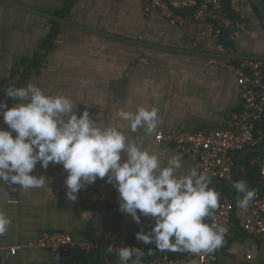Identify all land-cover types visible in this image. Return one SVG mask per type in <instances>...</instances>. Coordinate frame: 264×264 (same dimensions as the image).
Instances as JSON below:
<instances>
[{"label": "crops", "instance_id": "obj_1", "mask_svg": "<svg viewBox=\"0 0 264 264\" xmlns=\"http://www.w3.org/2000/svg\"><path fill=\"white\" fill-rule=\"evenodd\" d=\"M240 7L244 23L234 58L264 59V0H240ZM196 31V24L174 26L160 11H147L143 0H0V94L32 83L46 94L66 95L77 115L86 110L98 127L116 126L165 165L182 154L179 172L187 173L197 167V156L158 143L155 133L231 128L230 114L243 104L236 75L193 48ZM141 106L158 109L152 134L132 132L118 116ZM32 174L46 176L48 185L23 189L0 181V211L12 221L0 235V264H48L53 253L37 246L46 231L96 244L84 251L90 262L113 264L117 256L107 252L109 245L131 243L138 231L153 227L151 217L137 224L120 210L119 193L106 178L83 187L72 201L61 164L44 169L37 163ZM250 210L251 204L246 211L236 206L232 231L212 264H264V236L243 229ZM14 246H20L15 253Z\"/></svg>", "mask_w": 264, "mask_h": 264}, {"label": "clouds", "instance_id": "obj_2", "mask_svg": "<svg viewBox=\"0 0 264 264\" xmlns=\"http://www.w3.org/2000/svg\"><path fill=\"white\" fill-rule=\"evenodd\" d=\"M14 103L0 100V181L23 189L48 185L44 175H34L37 163L47 169L61 164L67 173L69 200L96 180L106 178L119 193L120 210L137 224L141 216L154 221L149 231H138L136 239L155 244L160 251L213 253L222 247L229 229L217 224L214 212L221 193L213 187L207 172L192 167L180 173L182 154L172 155L166 165L159 155L128 137L116 126L98 127L89 112L77 115L73 101L62 94H46L38 86H9L4 91ZM118 116L130 122V129L152 134L158 126V109L139 107L120 110ZM13 132L15 135H13ZM236 206L246 211L257 196L244 179L234 181ZM212 218V223L207 218ZM11 218L0 211V235L8 231ZM112 253L114 246L109 245ZM144 253L137 247H120V264H141Z\"/></svg>", "mask_w": 264, "mask_h": 264}, {"label": "built area", "instance_id": "obj_3", "mask_svg": "<svg viewBox=\"0 0 264 264\" xmlns=\"http://www.w3.org/2000/svg\"><path fill=\"white\" fill-rule=\"evenodd\" d=\"M147 11L158 10L172 25L184 27L198 25V31L190 36L193 48L204 53L211 64H218L236 75L241 88L242 108L230 114L231 128L214 130H178L173 132L158 131L154 137L162 145L173 147L183 154L197 156V168L207 172L211 180L229 181L236 167V157L241 151L258 147L264 142V129L258 123L264 116V59L244 56L239 60L234 58V46L221 40L223 29L232 26V20L223 6L222 0H143ZM232 8L240 12V0H231ZM181 10H189L182 13ZM241 32V26L229 35L230 41L236 42ZM10 107L6 95L0 94ZM0 128L8 126L0 119ZM13 135L15 133L13 132ZM252 163L261 166L264 187V159H253ZM11 202H17L12 200ZM236 209V201L224 196L219 200V207L214 212L215 222L228 227L229 231L224 243L232 231V220ZM207 222L212 223L210 217ZM244 231L255 237L264 236V189L257 192L251 203L250 214L243 224ZM223 243V244H224ZM37 246L49 249L53 257L48 264H64L69 254L74 251H92L98 245L74 239L70 233L62 231H46L38 238ZM137 247L143 253L155 249V244H144L135 239L128 244L114 246L113 252L118 257L120 247ZM223 246V245H222ZM20 246L11 250L16 252ZM221 248L213 253L193 254L185 252L173 256L165 251L153 255L150 259L140 260L141 264H212L219 259ZM72 264H83L74 260Z\"/></svg>", "mask_w": 264, "mask_h": 264}, {"label": "trees", "instance_id": "obj_4", "mask_svg": "<svg viewBox=\"0 0 264 264\" xmlns=\"http://www.w3.org/2000/svg\"><path fill=\"white\" fill-rule=\"evenodd\" d=\"M222 2L233 24L231 27L223 29L221 40L228 45L234 46L235 42L230 41L228 37L234 29L239 28L242 25V23H244V19L242 18V14L240 12H237L232 8L231 0H222ZM181 12L188 13L189 10H181ZM259 128L264 129V116H263V119L260 120V122L258 123L257 129ZM262 146H264V142L258 147H252V148L246 149V150H249L246 154H243L246 150L241 151L237 154L236 163L239 160V167L237 168V164H236V167L234 169V174L231 180L212 181V184L210 185V187H213L216 191L221 193L220 199H222L224 196H228L230 198H233L237 202L238 194L233 188L232 184L234 181H238L240 179L246 180L249 188H254L257 190V192L264 189V187L260 183V180L262 178L261 166L258 163H252L253 159H264V150L263 151L256 150V148H260ZM208 219L209 218H207V220ZM153 250L155 251V254L160 252V250L156 248ZM165 252L173 256H179L185 253L182 251L180 252L165 251ZM151 257L152 256L150 254H144L142 257H140V260H144V259L147 260V259H150ZM74 260H78L79 262L83 264H93L90 262L89 256L83 251H80V252L74 251L71 254H69L64 264H72ZM112 262L113 264H120L119 257L113 256ZM128 264H131V262L129 261Z\"/></svg>", "mask_w": 264, "mask_h": 264}, {"label": "water", "instance_id": "obj_5", "mask_svg": "<svg viewBox=\"0 0 264 264\" xmlns=\"http://www.w3.org/2000/svg\"><path fill=\"white\" fill-rule=\"evenodd\" d=\"M256 150H259V151H263L264 150V146L260 147V148H256ZM249 150H247L246 152H248ZM239 166H237L238 168Z\"/></svg>", "mask_w": 264, "mask_h": 264}]
</instances>
